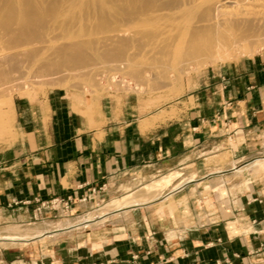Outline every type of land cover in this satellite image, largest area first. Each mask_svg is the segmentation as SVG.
Segmentation results:
<instances>
[{
  "label": "crops",
  "instance_id": "1",
  "mask_svg": "<svg viewBox=\"0 0 264 264\" xmlns=\"http://www.w3.org/2000/svg\"><path fill=\"white\" fill-rule=\"evenodd\" d=\"M14 110L20 142L0 159V219L31 236L0 264H264V175L245 168L264 154V51L208 71L165 121L113 101L94 129L65 124L49 103ZM176 169L194 179L167 198L99 225L56 226ZM68 197L67 216L42 210L30 221L40 202Z\"/></svg>",
  "mask_w": 264,
  "mask_h": 264
},
{
  "label": "bare ground",
  "instance_id": "2",
  "mask_svg": "<svg viewBox=\"0 0 264 264\" xmlns=\"http://www.w3.org/2000/svg\"><path fill=\"white\" fill-rule=\"evenodd\" d=\"M262 44L264 0H0V80L9 77L7 72L23 67L36 71L38 65L36 72L70 76L77 69L85 70L93 59L105 65L124 59L132 78L138 79L144 73L158 88L194 66L242 52L253 54ZM115 46L119 50L134 47L136 52L124 56L123 51L113 50ZM263 165L264 157H258L248 167L257 173ZM178 176V171L162 175L128 193L125 198L131 196L129 200L108 202L101 215L85 216L89 219L59 227H87L105 220L110 209L143 205L136 203L138 200L127 204L138 196H132L137 191L163 190ZM193 179L191 176L177 182L162 198ZM29 240L12 234L0 237V244H26Z\"/></svg>",
  "mask_w": 264,
  "mask_h": 264
},
{
  "label": "rangeland",
  "instance_id": "3",
  "mask_svg": "<svg viewBox=\"0 0 264 264\" xmlns=\"http://www.w3.org/2000/svg\"><path fill=\"white\" fill-rule=\"evenodd\" d=\"M128 28L130 30L134 29L133 27H125L126 30H128ZM114 48L113 50L118 52V48ZM125 50L126 49L119 51H123L122 54H124V56L132 55L136 52L134 47L127 48L126 52ZM263 51L264 44L255 50L253 54H249L248 51V54H243L242 52L236 57L212 63L210 62L201 65V67L199 65V67L194 66L193 69L189 72L187 71V73H184L183 75L178 74L177 76L174 75L175 77L173 76L174 79L172 77L169 78L172 80L168 79L169 81L167 80L165 83H162V86L159 84L158 88H154V85H152L153 83H150L153 78L144 76V73H141V76L139 75L140 77L138 79L141 77L143 78L141 80H138L137 78L134 79V77L132 78L130 73L126 71L127 65H124L126 62L122 58V60L120 59L121 62L119 60H117V62H106V65L105 62L103 63L101 60L93 59L95 64L90 61V64H87L85 70L81 68L78 71L77 69L75 73L70 76L51 75L49 73L51 71H40L41 73L39 71L36 72L37 69H39L38 65H35V68H37L36 71L35 69H27V67H23L22 69L20 68L21 70L15 72H7L6 75L9 77H5L6 75H4L2 77L7 79L4 80L5 78H2L3 80H0V159L4 152L9 148L15 147L20 142L19 134L16 129L14 103L20 101L25 103L30 102L41 104V106L46 108L49 103L54 107L56 112H60L62 121L65 124H67V122H70L71 124L83 123L87 129H94L102 124L101 121L97 120H99V116L102 115L103 108L108 106L112 101L117 103L119 109L123 106H130L141 116L156 113L154 117L155 120L165 121V119L176 117L178 105H180L183 97H185L188 92L195 90L202 84V79L208 71L225 65L234 64L245 58L255 56ZM126 72H128V74ZM39 73L40 75H37ZM131 74L137 76L136 73ZM149 78H152V80ZM3 93L7 95L4 96ZM259 157H264V154ZM245 168L252 170L248 166ZM174 171H178L180 176L171 181V183H168V186L165 187V189L160 191L154 189L152 191L150 190L151 188L149 191L148 189H145L148 193H146L147 191L144 189L137 191L136 194L134 193L132 196H138L131 200L127 205H133L136 200H138L136 203L144 202L147 204L148 201L150 203V200L153 199L154 201L155 198L163 196V193L170 190L175 184H178L177 182L186 179L181 175L180 170L176 169L173 170V172ZM168 173H172V171ZM256 174L264 175V165L260 167V170L257 171ZM161 176L162 175L148 179L134 180L129 187H125L124 191L117 196L110 199L95 201L88 212L80 215L72 222H77L78 219L79 222L81 219L86 220L101 215V213L106 211L104 207L108 202L114 199L124 201L129 200L131 196L125 198L128 193L136 191L142 187L144 183L153 181ZM192 177L194 178V176ZM114 210L115 209H110L107 212ZM85 216L89 218H86ZM35 220L36 219H32L30 221L36 222ZM105 221L106 219L95 225H99ZM56 226L59 227L64 225L57 224ZM28 228L29 226L26 224L23 225L21 223H16L15 221L0 219V237L17 234L29 238L31 233H29ZM42 232L43 231L38 230L35 231V234L39 235V233L41 234ZM22 244L24 245L25 243L0 244V252L3 250H9L10 248H18L23 246Z\"/></svg>",
  "mask_w": 264,
  "mask_h": 264
},
{
  "label": "built area",
  "instance_id": "4",
  "mask_svg": "<svg viewBox=\"0 0 264 264\" xmlns=\"http://www.w3.org/2000/svg\"><path fill=\"white\" fill-rule=\"evenodd\" d=\"M95 190H91L90 194H93ZM88 197L82 198V200H86ZM71 199L70 197L63 199V198H53L46 202H40L38 208L36 209V214L34 217L36 219V215H39L42 210H51V211H60L63 215L71 212L70 209Z\"/></svg>",
  "mask_w": 264,
  "mask_h": 264
}]
</instances>
